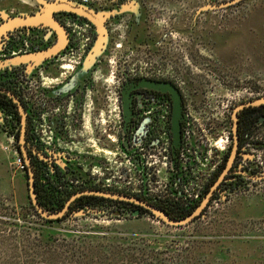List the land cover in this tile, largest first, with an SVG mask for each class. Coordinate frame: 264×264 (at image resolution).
Instances as JSON below:
<instances>
[{
    "label": "flooded vegetation",
    "instance_id": "obj_1",
    "mask_svg": "<svg viewBox=\"0 0 264 264\" xmlns=\"http://www.w3.org/2000/svg\"><path fill=\"white\" fill-rule=\"evenodd\" d=\"M59 1L85 7L103 22L104 35L101 45L108 37L107 33L109 31L111 33L109 29L113 25L118 24L124 28L123 35L128 46L118 66L120 82L115 101L118 114L116 145L121 153L116 162L123 165L121 176L124 183H129L138 175L144 177L147 170L150 175L149 181L155 183L157 171L165 162L168 186L174 182L183 184L191 180L192 170L197 166L198 159L206 164L207 178L198 199L187 206L147 197L143 186L142 190L136 193L133 192L130 184L124 189L107 185V180L111 177L110 154L95 155L94 141L101 144L109 153L111 127L105 126L102 136H98L101 141L96 138L95 128L92 125L85 126L86 116L81 113L87 93L94 89L95 72L97 65L100 64V61H97L92 68L84 67L87 59L95 58L97 30L83 18L60 12L54 14V17L66 32L67 45L51 58L46 59L40 55L53 46L57 39L54 31L48 27L15 28L7 32L6 37L0 38V90L11 92L23 105L24 148L34 174V191L37 196V190L42 198L41 203L38 198L37 201L43 209L51 211L57 208L47 202L53 195H65L68 201L71 196L83 192L109 191L137 197L169 213L184 212L193 207L194 211L226 169L234 146V129L237 135L234 160L227 174L213 191L206 207L194 221L206 216L215 203H229L239 195L259 193L258 190L264 193V103L257 106L250 105L252 102L264 99V92L248 93V96L243 95L245 92H242L241 99L221 108V114H228V127H225L228 132L224 136V125L227 122L223 123L222 120L213 122L209 118L201 117L203 114L205 116L211 114L208 112L209 106L203 103L205 98L207 100L206 89L202 87V82L205 81L189 76L191 68L188 66H191V63L188 57H191L193 46L186 41L185 47L180 51L183 55L171 54L168 64L160 59L162 52L157 49L162 44L168 43L176 30L169 27L156 40H149V35L153 31L146 34L147 30H143V26L153 23V20L149 19L150 13L143 11L144 0H106L103 3L101 0H95L87 4H83L80 0H43L36 13L40 12L42 3ZM6 12L7 15L0 14V25L6 19L36 14ZM67 23L83 27V35L80 37L86 42L79 63L73 62L75 65L69 66L72 74L62 79L64 65L57 63L56 59L68 53L80 42V37L76 38L72 35ZM101 45L98 47L102 50ZM141 46L142 50L144 47L156 50L157 55L154 56L160 61H151L146 55L144 56ZM104 52L106 51L103 50ZM0 94L15 105L11 109L0 107V140H5V143L10 142V147L16 151L24 164L19 144L21 123L17 106L5 93ZM176 97L180 111L178 120L180 139L179 147L175 152L171 129ZM70 108L73 109V115H69L66 111ZM93 118L91 115V120ZM199 119L205 123H200ZM86 130L90 132L88 135ZM213 141L222 142L220 151L214 148ZM146 160L148 162L150 160L149 169L146 167ZM24 169L27 175L25 164ZM88 197L106 199L94 195L80 196L69 205L65 216L71 210L80 212L88 208L111 210L108 201L110 199L104 202H90ZM65 202L54 212L61 210ZM126 208L128 213L139 210L138 217L144 210L133 204ZM125 218L132 217L125 216Z\"/></svg>",
    "mask_w": 264,
    "mask_h": 264
},
{
    "label": "rangeland",
    "instance_id": "obj_2",
    "mask_svg": "<svg viewBox=\"0 0 264 264\" xmlns=\"http://www.w3.org/2000/svg\"><path fill=\"white\" fill-rule=\"evenodd\" d=\"M42 1L0 0V14L36 13ZM226 1L231 0H144L142 7L153 20L149 40H156L169 27L176 30L173 39L157 49L166 64L171 54L183 55L180 51L186 41L197 47L188 57L189 76L205 81L203 103L212 115L201 117L227 122L224 128L228 114H221V108L241 99L242 92L245 96L264 92V0L197 14L205 5ZM109 30L102 50L95 47V58L84 63L92 68L100 61L94 89L87 93L81 113L86 116L85 126L95 128L97 139L101 140L98 136L105 126L111 127L110 152L97 141L94 151L97 156L110 154L114 170L119 169L116 160L121 155L116 145L118 66L128 42L123 27L115 24ZM140 49L151 61H160L154 56L156 50ZM69 60L61 64L79 63ZM70 74L71 70H65L61 78ZM66 111L73 115V109ZM227 132L225 128L223 135ZM12 154L5 140H0V264H264V193L260 190L229 203H215L206 216L181 227L148 214L116 216L114 204L111 210L88 209L61 221H47L35 216L26 173Z\"/></svg>",
    "mask_w": 264,
    "mask_h": 264
},
{
    "label": "water",
    "instance_id": "obj_3",
    "mask_svg": "<svg viewBox=\"0 0 264 264\" xmlns=\"http://www.w3.org/2000/svg\"><path fill=\"white\" fill-rule=\"evenodd\" d=\"M246 0H231L226 1L223 3H216V4H208L203 7H201L197 14H200L202 12H212V11H219V10H225L229 9L231 7H234L241 2H244ZM69 13L75 16H78L80 18H83L87 21H89L92 25L95 26L97 30V43L96 46L101 45V41L103 39V22L95 16V14L91 13L87 8L76 6L71 3H67L64 1H59L55 3H42V7L39 13L33 14L31 16L26 17H20V18H13V19H6L4 23L0 25V38L6 37L7 32L12 31L15 28L20 27H27V28H38L40 26H45L50 28L54 31L56 35V42L53 46H51L48 50L41 53L40 55L43 56V58H51L57 53H59L61 50H63L67 45V35L62 27V25L55 19L54 14L56 13ZM167 91V90H166ZM169 92V91H168ZM0 93H5L8 97H10L13 102L16 104L19 115H20V123H21V129H20V137H19V144L20 149L22 152V157L24 159V164L27 168V187H28V196L30 203L32 207L34 208V211L38 215L39 218L47 221H57L61 218H63L66 214V212L69 209V205L78 197L83 195H94V196H100L106 199H110L113 201H120L125 202L129 204H133L137 207H140L152 214L153 217L157 218L160 222H163L169 226L173 227H181L190 224L192 221H194L198 216H200L202 210L206 207L207 203L210 200V197L212 196L213 191L218 186L219 182L223 179L224 175L227 174L228 169L230 168L234 157L236 155L237 150V135H236V129H234V146L233 150L231 152V155L229 157L226 169L224 170L223 174L220 176L218 181L215 183V185L210 189V191L207 193L205 198L202 200L200 205L187 217L182 219H171L166 213L161 211L160 209H157L153 205L133 196H127L120 193L115 192H103V191H91V192H83L79 194H75L69 198L68 201L65 202L63 208L59 210L58 212H48L45 209H43L38 201L37 196L34 191V174L31 169V166L29 164L26 151L24 148V136H25V111L23 108V105L21 102L13 95L11 92H8L6 90H0ZM170 93V92H169ZM171 94V93H170ZM175 99V98H174ZM264 103V99L252 102L251 106H257L259 104ZM180 116L179 111V102L178 98L176 97L174 101V110H173V117H172V133H173V150L176 152V150L179 147V139H180V133H179V126H178V120ZM234 120H236V117L234 116ZM139 216V210L130 212L126 214V217H132L137 218Z\"/></svg>",
    "mask_w": 264,
    "mask_h": 264
},
{
    "label": "built area",
    "instance_id": "obj_4",
    "mask_svg": "<svg viewBox=\"0 0 264 264\" xmlns=\"http://www.w3.org/2000/svg\"><path fill=\"white\" fill-rule=\"evenodd\" d=\"M83 4H87L88 2H91L92 0H80ZM67 27L69 29H71L72 35H74L76 38H79L80 36H82L83 32L82 29L83 27H78L75 26L74 24L71 23H67L66 24ZM86 27V26H85ZM74 37V38H75ZM80 42L78 44H75L74 48H71L68 53L59 56L56 59L57 63H61L62 61L67 63L71 60V59H76L77 61L80 60L82 51L84 49V45H85V39H83L82 37H80ZM25 46H27L25 44ZM64 70H71V67L64 65L62 67ZM200 122V121H199ZM222 142L218 141L215 142L213 141L212 144H214V148H218V150H221V144ZM7 148L10 147V142L6 143ZM11 148V147H10ZM11 150H13V156H14V162L15 164L18 166V168L22 171L25 172L24 169V164L21 160V158L18 156V154L16 153V151L14 149L11 148ZM219 150V151H220ZM120 158V157H119ZM198 159V158H197ZM146 167L149 169L151 166L150 160L149 162L146 160ZM164 162V161H163ZM197 166L195 167V169L193 168V172L191 174L192 178L191 180L187 181L186 183H177L174 182L171 185L168 186V181H167V177H166V164L165 162L160 165L159 170L157 171V181L151 182L149 181V173L148 170L145 172L146 175L143 177L141 175H138L136 177H133L129 183H124L123 180V176H121V170L122 168V164H119V169H112L111 168V177L109 180H107V185L116 188V189H124L127 184L131 185V189L133 190V192H140L142 189L141 187L143 186L145 189V194L147 197L150 198H155V199H160V200H165L168 201L172 204H176V205H183V206H187L190 203H192L193 201H195L196 199H198L199 195L201 194V191L203 189V184L206 180V164L205 163H201L200 159L197 160ZM117 163V162H116ZM138 170V169H137ZM127 171H129V169H127ZM140 171V169L138 170Z\"/></svg>",
    "mask_w": 264,
    "mask_h": 264
},
{
    "label": "trees",
    "instance_id": "obj_5",
    "mask_svg": "<svg viewBox=\"0 0 264 264\" xmlns=\"http://www.w3.org/2000/svg\"><path fill=\"white\" fill-rule=\"evenodd\" d=\"M0 107H2L3 109L5 107H9V109L11 108H14L15 105L11 102V100L7 99L4 95H1L0 94ZM2 112V111H1ZM16 114V112H15ZM17 117V121H18V116ZM4 125H2L3 127ZM17 137V135H16ZM26 178H27V175H25ZM37 192V198H38V201L39 203H41L42 201V198L39 196L38 194V191L36 190ZM66 196H56V195H53L51 196L49 199H48V203L51 205V206H57L56 209H59L61 207V205L66 201ZM90 202L94 201V202H98V201H107V199H101V198H97V197H88L87 198ZM110 202V204H114L117 206V208H113L115 209V215L116 216H123L125 217L126 214L128 213V209L126 208L127 206H130V204L128 203H125V202H120V201H113V200H108ZM102 205V204H101ZM194 208V207H193ZM193 208L187 210V211H184V212H173V213H169V212H164L171 218V219H182L186 216H188L192 211H193ZM47 210L48 212H54V211H57V210ZM90 209V208H88ZM111 209V208H110ZM34 211V209H33ZM80 211L79 210H71L63 219L67 218L69 215H72V214H76V213H79ZM35 213V216L38 217V215L36 214V212L34 211ZM143 214H148V215H151L148 211H145V210H142L141 214L140 215H143ZM152 216V215H151ZM63 219H60L58 221H61Z\"/></svg>",
    "mask_w": 264,
    "mask_h": 264
},
{
    "label": "crops",
    "instance_id": "obj_6",
    "mask_svg": "<svg viewBox=\"0 0 264 264\" xmlns=\"http://www.w3.org/2000/svg\"><path fill=\"white\" fill-rule=\"evenodd\" d=\"M143 30H147V31H146V34L149 33V32H151V30L149 29V25H148V24L143 26ZM144 34H145V33H144ZM0 136H1V135H0Z\"/></svg>",
    "mask_w": 264,
    "mask_h": 264
}]
</instances>
